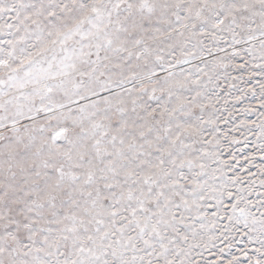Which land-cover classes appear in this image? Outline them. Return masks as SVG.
Returning <instances> with one entry per match:
<instances>
[{
	"label": "snow or ice",
	"instance_id": "obj_1",
	"mask_svg": "<svg viewBox=\"0 0 264 264\" xmlns=\"http://www.w3.org/2000/svg\"><path fill=\"white\" fill-rule=\"evenodd\" d=\"M0 264H264V0H0Z\"/></svg>",
	"mask_w": 264,
	"mask_h": 264
}]
</instances>
